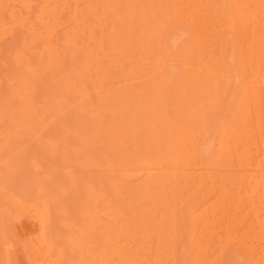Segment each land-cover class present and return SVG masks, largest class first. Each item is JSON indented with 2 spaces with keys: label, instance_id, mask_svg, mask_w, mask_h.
Wrapping results in <instances>:
<instances>
[{
  "label": "rangeland",
  "instance_id": "obj_1",
  "mask_svg": "<svg viewBox=\"0 0 264 264\" xmlns=\"http://www.w3.org/2000/svg\"><path fill=\"white\" fill-rule=\"evenodd\" d=\"M263 196L264 0H0V264H264Z\"/></svg>",
  "mask_w": 264,
  "mask_h": 264
},
{
  "label": "bare ground",
  "instance_id": "obj_2",
  "mask_svg": "<svg viewBox=\"0 0 264 264\" xmlns=\"http://www.w3.org/2000/svg\"><path fill=\"white\" fill-rule=\"evenodd\" d=\"M260 5H261V4H260ZM251 6H252V5H251ZM245 8H246V6H245ZM259 10H260V9H259ZM235 22H236V21H235ZM241 29H242V28H241ZM220 31H221V30H220ZM220 36H221V35H220ZM233 47H234V46H233ZM256 47H257V46H256ZM54 55H55V54H54ZM260 64H261V63H260ZM261 68H262V67H261ZM228 131L230 132V130H228ZM229 132H228V133H229ZM251 133H252V132H251ZM225 134H226V133H225ZM236 134H237V133H236ZM227 135H228V134H227ZM227 137H228V136H227ZM229 137H231V135H229ZM229 145H230V144H229ZM196 149H197V148H196ZM254 149H255V148H254ZM255 166H256V165H255ZM210 175H211V174H210ZM215 183H216V182H215ZM230 188H231V187H230ZM252 195H253V194H252ZM263 197H264V196H263ZM256 201H257V200H256ZM230 205H231V204H230ZM257 206H259V205H257ZM257 206H255V207H257ZM41 211H42V210H41ZM45 213H46V212H45ZM201 213H202V212H201ZM38 215H39L40 218H41L40 221L44 224V223H45L44 221H45V218H46V217L43 219V216H44L43 214L39 213ZM202 215H203V214H202ZM37 219H38V218H37ZM192 220H193V219H192ZM260 220H261V219H260ZM251 227H252V226H251ZM252 228H253V227H252ZM260 228H261V226H260ZM263 228H264V227H263ZM262 230H264V229H262ZM40 232H41V231H40ZM258 233H259V232H258ZM41 235H42V234L40 233V236H41ZM174 242H175V241H174ZM249 242H250V241H249ZM262 243H263V242H262ZM250 247H251V246H250ZM262 247H263V246H262ZM189 249H190V248H189ZM193 249H194V248H193ZM193 252H194V251H193ZM186 256H187V255H186ZM191 257H192V256H191ZM200 261H201V260H200Z\"/></svg>",
  "mask_w": 264,
  "mask_h": 264
}]
</instances>
